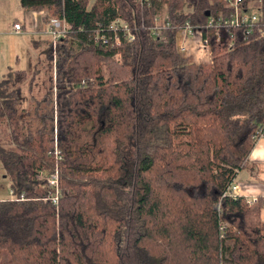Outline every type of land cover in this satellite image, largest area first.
I'll return each instance as SVG.
<instances>
[{
  "label": "trees",
  "instance_id": "1",
  "mask_svg": "<svg viewBox=\"0 0 264 264\" xmlns=\"http://www.w3.org/2000/svg\"><path fill=\"white\" fill-rule=\"evenodd\" d=\"M20 6L44 23L63 18L68 31L54 67L47 43L54 74L29 110L20 86L30 93L37 71L0 79V168L12 196L0 200V264H264V198L226 194L264 138V0L242 2L258 17L250 29L216 25L230 14L224 0ZM114 18L132 40L93 44L95 25ZM154 19L168 26L160 43ZM185 22L206 41L209 67L176 49ZM54 169L67 189L56 205L35 177Z\"/></svg>",
  "mask_w": 264,
  "mask_h": 264
},
{
  "label": "built area",
  "instance_id": "2",
  "mask_svg": "<svg viewBox=\"0 0 264 264\" xmlns=\"http://www.w3.org/2000/svg\"><path fill=\"white\" fill-rule=\"evenodd\" d=\"M141 4H147L151 1L162 2L163 0H136ZM244 0H224L225 6L230 9V14L226 18L219 17L217 20V26H223L227 28H237V27H246L250 29L254 23L258 21V17L251 13L248 10L242 9V2ZM41 16L44 15L43 12L39 13ZM33 18V29L36 32H39L40 29H37L35 14L31 13ZM212 24L211 20L207 22V26L209 27ZM262 25L264 26V21H262ZM167 24H159L158 19H154L153 26L150 28V35L154 42L160 43L165 39V30L167 28ZM11 31L13 34L21 33V25L19 23H13L11 27ZM68 31V26L63 18H51L48 19L46 23H43V28L41 30L42 34L48 38L49 44L52 49V63L54 64L55 59V47L57 42L63 38ZM180 37L177 38L175 36V45L176 49L180 53H184L186 51L185 44L186 42H190L191 40L196 42V47L198 52L209 55L208 45L205 40H203L200 36L199 29L191 26L189 23L185 22L182 26L178 28V32ZM120 38L124 41H131L132 37L128 32L127 25L124 21L119 18H114L105 24L97 23L95 28L93 29L92 35V43L95 45H99L108 49H117L120 46ZM197 40V41H196ZM188 45V44H187ZM200 57V56H199ZM114 58L118 60V55L115 54ZM91 80L88 82L80 81L76 86L79 88L86 87ZM56 153V152H55ZM36 180L41 182L43 186L47 188V199L51 202L52 205H56L59 197L61 196V189L58 187V173L57 170L54 169L49 173H44L42 171H38L35 174ZM237 187L234 185H230L227 188L226 194L231 197L236 196ZM11 194V192H10ZM12 197V196H11ZM249 202H254L256 197L247 198ZM262 208H264V201L262 204Z\"/></svg>",
  "mask_w": 264,
  "mask_h": 264
},
{
  "label": "rangeland",
  "instance_id": "3",
  "mask_svg": "<svg viewBox=\"0 0 264 264\" xmlns=\"http://www.w3.org/2000/svg\"><path fill=\"white\" fill-rule=\"evenodd\" d=\"M92 0H89L91 2ZM8 6V7H7ZM7 6L4 2L0 1V49L5 54V60L7 65H10V70L18 69L25 70L30 75L33 71H37V74L34 79L33 86L31 88V92L29 93L26 87V83H23L20 86V101L21 107L23 109L29 110L31 108L30 96H33L35 99H40L47 90L48 86V75L51 72L53 75V67L48 70V64L46 61L45 50L47 47V43H49L48 38L45 37V41L42 40L38 42L36 46H31V50L35 49L31 52L29 49L23 48L22 42L29 41L28 37H14L9 33L11 32L12 22L14 20L21 21V9L17 0H10L7 2ZM197 41V40H196ZM36 44V43H35ZM34 44V45H35ZM188 44V45H187ZM186 51L183 54L184 56L189 55L191 60L194 63H201L202 65L209 67L210 61H208V55L204 54V57L200 55L197 50L196 42H186L185 44ZM193 54L195 58L191 56ZM196 54V55H195ZM203 54V53H201ZM200 56V57H199ZM17 58V64L14 66L13 60ZM201 60L205 59V62L202 63ZM3 73V72H2ZM102 74L105 76V71L102 69ZM0 141L3 144L8 143V131L7 129L0 124ZM49 173V171L44 172ZM58 173V171H57ZM42 187V186H41ZM63 193L67 192V189L61 188ZM0 195L2 197L11 198L9 180L6 178L0 168Z\"/></svg>",
  "mask_w": 264,
  "mask_h": 264
},
{
  "label": "crops",
  "instance_id": "4",
  "mask_svg": "<svg viewBox=\"0 0 264 264\" xmlns=\"http://www.w3.org/2000/svg\"><path fill=\"white\" fill-rule=\"evenodd\" d=\"M0 1L4 2L5 5L7 6V2H9L10 0H0ZM17 2L19 3L20 6V0H17ZM20 9L22 13L21 21L14 20L12 24L19 23L21 25V33L16 35L13 34L11 31L9 34L14 37L30 38L28 43L22 42L21 46L33 52L35 50V49L31 50V46L33 47V43H38L42 39L46 40L45 36L41 32L44 22L42 20V16L39 14L40 12H34L35 14L34 19L36 21L37 29H40L39 32L34 31L33 29H31V27L33 26V18L31 16V13L33 12H23L21 6ZM176 37L179 38L180 35L177 34ZM190 42L193 41L191 40ZM191 56L193 57V59L195 58L193 54H191ZM199 60L202 61V63L205 62V59L204 60L199 59ZM208 61H210L209 57H208ZM13 62H14L13 63L14 66H16L17 58H15ZM196 64H201V63H196ZM9 66L10 65H7L6 63L5 54L0 49V79L4 76L7 70L10 69ZM12 70H18V69H12ZM231 184L237 187L236 196L238 197L264 198V138H260L255 142L252 150L247 156L244 167L241 170L235 172ZM7 199L9 198L2 197L0 195V200H7ZM260 221L264 224V208H262L260 211Z\"/></svg>",
  "mask_w": 264,
  "mask_h": 264
}]
</instances>
